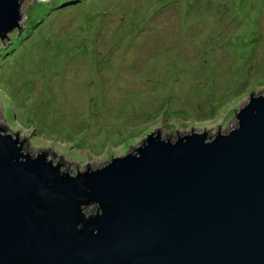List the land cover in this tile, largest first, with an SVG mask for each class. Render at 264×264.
Returning <instances> with one entry per match:
<instances>
[{
  "label": "rangeland",
  "instance_id": "obj_1",
  "mask_svg": "<svg viewBox=\"0 0 264 264\" xmlns=\"http://www.w3.org/2000/svg\"><path fill=\"white\" fill-rule=\"evenodd\" d=\"M21 15L0 39V121L73 174L156 127L232 129L264 89V0H22Z\"/></svg>",
  "mask_w": 264,
  "mask_h": 264
},
{
  "label": "water",
  "instance_id": "obj_2",
  "mask_svg": "<svg viewBox=\"0 0 264 264\" xmlns=\"http://www.w3.org/2000/svg\"><path fill=\"white\" fill-rule=\"evenodd\" d=\"M21 6L0 0L2 41ZM235 115L75 174L0 121V264H264V89Z\"/></svg>",
  "mask_w": 264,
  "mask_h": 264
}]
</instances>
